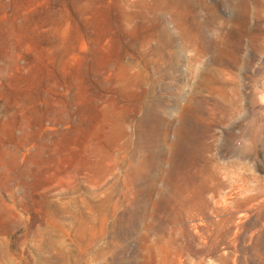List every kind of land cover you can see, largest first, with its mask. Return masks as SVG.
<instances>
[{
  "label": "rangeland",
  "instance_id": "1",
  "mask_svg": "<svg viewBox=\"0 0 264 264\" xmlns=\"http://www.w3.org/2000/svg\"><path fill=\"white\" fill-rule=\"evenodd\" d=\"M264 0H0V264H264Z\"/></svg>",
  "mask_w": 264,
  "mask_h": 264
},
{
  "label": "water",
  "instance_id": "2",
  "mask_svg": "<svg viewBox=\"0 0 264 264\" xmlns=\"http://www.w3.org/2000/svg\"><path fill=\"white\" fill-rule=\"evenodd\" d=\"M262 98L264 99V92L262 93Z\"/></svg>",
  "mask_w": 264,
  "mask_h": 264
}]
</instances>
